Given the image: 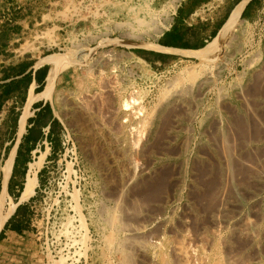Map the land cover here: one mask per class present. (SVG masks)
<instances>
[{"label": "rangeland", "instance_id": "1", "mask_svg": "<svg viewBox=\"0 0 264 264\" xmlns=\"http://www.w3.org/2000/svg\"><path fill=\"white\" fill-rule=\"evenodd\" d=\"M29 1L27 14L15 8L22 1L1 2L0 45L7 48L0 46V57L25 56L47 73L44 59L58 56L61 113L51 101L35 98L45 81L17 109L0 110V264H264V0H211V6L227 2L222 24L243 2L245 30L233 47L206 63L195 54L153 48L146 26L128 12L139 0ZM104 57L116 62L98 67ZM96 67L101 76L93 81ZM190 69L198 73L195 80L185 74ZM179 90L187 96L183 104L172 101ZM121 94H133L139 104L131 99L136 105L121 108ZM140 105L143 112L136 110ZM148 110L154 118L144 125ZM32 119L45 136L17 168ZM13 150L5 190L4 168ZM31 162L40 165L38 182L19 202ZM111 216L118 224L110 243L105 228ZM10 220L20 230L5 228Z\"/></svg>", "mask_w": 264, "mask_h": 264}, {"label": "bare ground", "instance_id": "2", "mask_svg": "<svg viewBox=\"0 0 264 264\" xmlns=\"http://www.w3.org/2000/svg\"><path fill=\"white\" fill-rule=\"evenodd\" d=\"M122 1H124V0H122ZM179 2H180V0H157V1H155V3L153 2V0H139L138 1V3H136V4H134L132 7H130V8H128V12H130L132 15H133V21L134 22H136L137 24H139V25H145L146 26V30H148L147 31V35H146V38L147 39H149V42H156L157 41V37L161 34V33H163L168 27H169V25H170V22H171V20H172V14L175 12V10H176V8H177V6H178V4H179ZM243 7H244V4H243V2H241V3H238V4H236L234 7H233V9L231 10V12H230V14L228 15V17H227V19L225 20V22L221 25V27L219 28V30H218V32H217V34L210 40V41H208V43L206 44V45H204L202 48H199V49H184V48H176V47H164V46H161L159 43H152V44H154L153 46V48H155V49H157V50H159V51H163V52H170V53H181V54H190V55H192V54H195V55H197L201 60H203V61H205V63H206V61H210V60H212L218 53H220V52H222V51H228L229 50V48L230 47H233L235 44H236V41H239V39H240V34L245 30H243V28H244V26H243V24H245L244 22H243V18H242V12H243ZM111 13V12H110ZM115 14V13H114ZM118 14V13H117ZM112 16V15H111ZM92 23V22H91ZM93 24V23H92ZM246 28V27H245ZM125 30H126V28H125ZM127 31V30H126ZM139 34V33H138ZM136 37L138 38V39H142L143 40V38H145V36L144 35H136ZM77 44V43H76ZM138 44H140V42L138 43ZM73 45V44H72ZM144 47H146V46H144ZM148 48V47H147ZM225 55H227V54H225ZM221 58V57H220ZM252 58V57H251ZM60 58L58 57V56H56V55H48V56H46V58L44 59V63H46V64H48L49 65V69H48V72L46 73V78H45V83H44V87H43V89L41 90V92L39 93V94H37V96L35 97L36 99H43V100H48V101H51V103H52V106H53V108H54V112L56 113V114H60L61 113V111H60V102H59V98H58V96H57V93H56V91H55V83H56V79H57V75H58V72H59V70H60V67L62 66L61 65V60H59ZM222 59V58H221ZM109 60H111V61H115L116 62V60H115V58L114 59H108V57L107 58H103L102 60H100L99 62H97V65H98V67H108L109 66ZM247 60V59H246ZM250 60V59H249ZM221 61V60H220ZM136 62L138 63V64H141L142 66H145V63H147L143 58H141V57H139V56H136ZM250 62H252V60H250ZM210 63V62H209ZM217 63H220V62H217ZM137 64V65H138ZM44 65V64H43ZM138 67V66H137ZM204 67V66H203ZM111 68V67H110ZM143 70V69H142ZM254 70V69H253ZM264 70V69H263ZM96 71H98V68L96 67V69H91V75H93V81L100 75L101 76V71H102V69L100 70V73H99V75L97 74V75H95V72ZM200 71V70H199ZM248 71V70H247ZM202 72V71H201ZM254 72H256V71H254ZM249 73V72H248ZM261 73V72H260ZM263 73H264V71H263ZM185 74H186V76H188V78H194V80H195V77L196 76H198V73H197V71H195V69H190V70H187L186 72H185ZM200 74V73H199ZM254 75V74H253ZM259 75V74H258ZM261 76H262V74H261ZM203 77V76H202ZM202 77H200V78H202ZM100 78H102V77H100ZM182 78V77H181ZM185 78V77H184ZM188 78H186V80L188 79ZM199 79V78H198ZM206 79V78H205ZM99 80V79H98ZM101 80V79H100ZM105 80V79H104ZM103 80V81H104ZM180 78L178 79V80H175L174 81V84H178L179 82H180ZM182 80H184V79H182ZM197 80V79H196ZM200 80V79H199ZM258 80V79H257ZM261 81V80H260ZM257 82V81H256ZM181 83V82H180ZM184 83V82H183ZM187 82H185V84H186ZM190 83V82H189ZM195 83V82H194ZM255 83V82H254ZM261 83V82H260ZM192 84V83H191ZM255 84H257V83H255ZM97 85H99L100 86V83L99 84H97ZM173 85V84H172ZM180 85V84H179ZM235 85V84H234ZM256 86V85H255ZM172 87V86H171ZM216 87H218V86H216ZM244 87V86H243ZM246 87V86H245ZM245 87H244V89H245ZM257 87V86H256ZM262 87H264V85H262ZM179 88H180V86H179ZM172 89V88H171ZM170 89V90H171ZM168 90V89H167ZM174 90V89H173ZM173 90H171V91H173ZM176 90V89H175ZM197 90V89H196ZM199 90V89H198ZM240 90V89H239ZM95 91V90H94ZM251 91V90H250ZM167 92V91H166ZM187 92V91H186ZM200 92V91H199ZM244 92H246V91H244ZM254 92V91H253ZM260 92V91H259ZM261 92H264V91H261ZM164 93V92H163ZM238 93V92H237ZM251 93V92H250ZM167 94V93H166ZM174 94V93H173ZM200 94H202V93H200ZM256 94V93H255ZM260 94V93H259ZM131 95H133V94H130V95H128V94H126V95H120L119 96V101H120V105H121V108L122 107H126V108H132L134 105H136L137 103L139 104V102L138 101H136L135 102V100H140L142 97H143V92H139L138 94H136L135 96L138 98H136V99H133L132 98V96ZM260 95H264V94H260ZM62 96V95H61ZM159 96V95H158ZM162 98V97H161ZM194 98H197V97H194ZM131 99H133V102H135L134 103V105L132 106V100ZM249 99V98H248ZM34 100V99H33ZM186 100H187V96H186V93H185V90L184 91H182V90H179L177 93H176V97L172 100L173 102H175L176 104L177 103H185L186 102ZM247 100V99H246ZM254 100V99H253ZM164 101V100H163ZM168 101V100H167ZM189 101V100H188ZM187 101V102H188ZM227 101V100H226ZM155 102V101H154ZM158 103V102H157ZM246 103V102H245ZM259 103V102H258ZM257 104V103H256ZM261 104V103H260ZM170 105V104H169ZM243 105V104H242ZM132 106V107H131ZM154 106V105H153ZM171 106V105H170ZM179 106H181V105H179ZM137 107V106H136ZM183 107H184V105H183ZM262 107V106H261ZM260 107V108H261ZM156 108V107H155ZM215 108V107H214ZM260 108H258V109H260ZM28 109V108H27ZM138 109V112H143L144 110V107L142 106V105H140L139 107H137L136 108V110ZM151 109H152V107H151ZM170 109H172V108H170ZM255 109V108H254ZM153 110V109H152ZM181 110H183V109H181ZM186 110V109H185ZM192 110H194V109H192ZM262 110H264L263 108H262ZM262 110H260V111H262ZM133 111V110H132ZM168 111V110H167ZM170 111V110H169ZM173 111V110H172ZM177 111V110H176ZM175 111V112H176ZM179 111V110H178ZM187 111V110H186ZM247 111V110H246ZM255 111V110H254ZM253 111V112H254ZM183 111H181V113H182ZM252 111L250 112V113H253ZM256 113L258 112L257 111V109H256V111H255ZM173 113H174V111H173ZM172 113V114H173ZM180 113V114H181ZM264 113V112H263ZM132 114V113H131ZM163 114V113H162ZM192 114H194V113H192ZM258 114V113H257ZM155 115V114H154ZM174 115V114H173ZM178 115H179V113H178ZM186 115V114H185ZM184 115V116H185ZM254 115H255V113H254ZM260 116H261V118H263L262 116V112H261V114H259ZM259 115H257L256 117L258 118V116ZM237 116H238V114H237ZM152 114L150 115V112H149V110H148V112H147V115H146V117H144V121L142 120V118H141V121H143L144 122V125H146L147 123H149L150 122V120L149 119H152V118H154V117H152ZM161 117V116H160ZM169 117V116H168ZM174 117H175V115H174ZM247 117H248V115H247ZM249 117H250V115H249ZM248 117V118H249ZM149 118V119H148ZM187 118V117H186ZM195 118V117H194ZM234 118H236V117H234ZM233 117H232V119H234ZM240 118V117H239ZM252 118H255V117H252ZM179 119V118H178ZM260 119V118H259ZM258 119V120H259ZM227 120V119H226ZM231 120V119H230ZM248 120V119H247ZM263 120V119H262ZM239 121V120H238ZM243 121V120H242ZM244 121L246 122V120L244 119ZM264 121V120H263ZM142 122V123H143ZM217 122V121H216ZM137 123H140V120H139V122H137ZM175 123V122H174ZM220 123V122H219ZM219 123H217V124H219ZM228 123H230V122H228ZM242 122H240V124H241ZM155 124V123H154ZM213 124H215V123H213ZM234 124V123H233ZM232 123H231V125H233ZM244 124V123H243ZM225 125H226V123H225ZM246 125V124H245ZM259 124L257 123V126H258ZM182 126H184V125H182ZM229 126V125H228ZM235 126H236V123H235ZM260 126V125H259ZM258 126V127H259ZM178 127V126H177ZM240 127H244V126H241L240 125ZM240 127H239V129H240ZM147 128H149V127H147ZM188 128V127H187ZM226 128V127H225ZM229 128V127H228ZM234 128V127H233ZM236 128H237V126H236ZM186 129V128H185ZM238 129V128H237ZM238 129V130H239ZM243 129V128H242ZM254 129H258L257 127L256 128H254ZM159 130V129H158ZM163 130V129H162ZM177 130V129H176ZM210 130V129H209ZM241 130V129H240ZM247 130V129H246ZM260 130V129H259ZM142 131V130H141ZM144 131V130H143ZM168 131V130H167ZM179 131V130H178ZM188 131V130H187ZM217 131V130H216ZM244 130H242V132H243ZM245 132V131H244ZM256 132V131H255ZM170 133V132H169ZM241 132L239 131V135L241 136V134H240ZM142 134V133H141ZM144 134V133H143ZM220 134V133H219ZM222 134H223V132H222ZM228 134V133H227ZM226 134V135H227ZM256 134H257V132H256ZM172 135V134H171ZM239 135H237V136H239ZM260 134H258V136H259ZM261 135H263L262 134V132H261ZM213 136V135H212ZM220 136V135H219ZM228 136V135H227ZM221 137V136H220ZM223 137V136H222ZM226 137V136H225ZM230 137V136H229ZM164 138V137H163ZM219 138V137H218ZM243 138H244V136H243ZM253 138V137H252ZM261 138V137H260ZM223 139V138H222ZM226 141H228L227 140V138H224ZM223 139V140H224ZM262 139H264V138H262ZM218 140V139H217ZM236 140V139H235ZM249 140V138L247 139V141ZM252 140V139H251ZM258 139L256 138V141H257ZM260 140V139H259ZM138 141V140H137ZM188 141V140H187ZM225 141V142H226ZM246 141V142H247ZM253 141V140H252ZM139 142V141H138ZM167 142V141H166ZM222 142V141H221ZM220 142V143H221ZM224 142V143H225ZM232 142H233V140H232ZM247 143H249V142H247ZM211 144V143H210ZM212 144H214V143H212ZM237 144V143H236ZM244 145L246 144V143H243ZM204 145V144H203ZM222 145H223V142H222ZM221 145V146H222ZM206 146V145H205ZM204 146V147H205ZM225 146V145H224ZM228 146V145H227ZM226 146V147H227ZM209 147V146H208ZM225 147V148H226ZM246 147H248V146H246ZM157 148V147H156ZM182 148V147H181ZM200 148V147H199ZM228 148V147H227ZM260 148H262V147H260ZM167 149V148H166ZM263 149V148H262ZM146 150V149H145ZM183 150V149H182ZM220 150H223V151H221L222 153L223 152H225V150H224V147L222 148V149H220ZM228 151H231L230 149H227ZM253 150H254V148H253ZM165 151V150H164ZM263 151V150H262ZM244 152V151H243ZM15 150H13L11 153H10V155H9V158H8V161H7V165H6V167L4 168V189L6 190V182H7V180H8V177H10L9 175H10V173H11V171H12V165H13V162H14V158H15ZM180 153V152H179ZM231 153H232V151H231ZM200 154V153H199ZM217 154H220V152H217ZM226 154H228L227 152H226ZM239 155V154H238ZM244 155V154H243ZM251 155V154H250ZM252 155H254V154H252ZM260 155V154H259ZM258 155V156H259ZM194 156H195V154H194ZM199 156V155H198ZM219 156V155H218ZM225 156V155H224ZM240 156H241V154H240ZM263 156H264V154H263ZM201 157V156H200ZM232 157V156H231ZM234 157V156H233ZM238 157V156H237ZM257 157V156H256ZM204 158V157H203ZM220 158V157H219ZM229 158V157H228ZM244 158V157H243ZM259 159H258V162L260 161V157H258ZM158 159V158H157ZM198 159H199V157H198ZM221 159V158H220ZM233 159V158H232ZM238 159H239V157H238ZM255 159V158H254ZM204 160V159H203ZM223 160H225V159H223ZM222 160V161H223ZM243 160V159H242ZM248 160H250V159H248ZM226 161V160H225ZM228 161H229V159H228ZM232 162H233V160H231ZM246 161V160H245ZM254 161V160H253ZM234 162H236V161H234ZM248 162V161H247ZM246 162V163H247ZM168 163V162H167ZM209 163V162H208ZM211 163V162H210ZM226 163H228V162H226ZM225 162H223V164H226ZM240 163V162H239ZM255 164H256V162H254ZM170 164V163H169ZM172 164V163H171ZM170 164V165H171ZM193 164V163H192ZM191 164V165H192ZM242 164V163H241ZM251 164H253V163H251ZM173 165V164H172ZM258 165V164H257ZM261 165V164H260ZM225 166H227V164L225 165ZM254 166V165H253ZM263 166V165H262ZM40 167V165L39 164H37V163H35V162H31V163H29V165H28V172H27V176H26V180H25V182H24V188H23V190H22V192H21V195H20V197H19V202H22V201H24V200H26V199H28L31 195H32V193H33V191H34V189H35V187H36V185H37V182H38V168ZM209 167V166H208ZM230 167H232V165L230 166ZM234 167V166H233ZM239 167V166H238ZM264 167V166H263ZM263 167H262V169H263ZM178 168V167H177ZM180 168V167H179ZM186 168H187V166H186ZM190 168L191 169H193L192 168V166H190ZM200 168V167H199ZM236 168V167H235ZM256 168L258 169V167H256L255 166V170H256ZM214 169V168H213ZM220 169H221V167H220ZM261 168H260V170L263 172V170H262ZM179 170V169H178ZM194 170V169H193ZM204 170H206V169H204ZM224 170H226V169H224ZM243 170V169H242ZM247 170V169H246ZM253 170V169H252ZM255 170L253 171V172H255ZM192 171V170H191ZM197 171V170H196ZM231 171H233V170H231ZM231 171H230V173H231ZM237 171H238V169H237ZM259 171V170H258ZM260 171V172H261ZM180 172V171H179ZM259 172V173H260ZM262 172H261V174H262ZM222 174V172H219V174ZM224 173V172H223ZM264 173V172H263ZM227 174H229L228 172H227ZM255 174H256V172H255ZM231 175V174H230ZM251 175V174H250ZM259 175V174H258ZM223 176V175H222ZM224 176H225V174H224ZM263 176V175H262ZM213 177V176H212ZM226 177V176H225ZM155 178V177H154ZM181 178L179 177V180H180ZM185 180V179H184ZM182 181H183V179H182ZM191 181V180H190ZM138 182V181H137ZM153 182V181H152ZM185 182H186V180H185ZM184 182V183H185ZM191 182H193V181H191ZM228 182V181H227ZM140 184V183H139ZM147 184V183H146ZM193 184V183H192ZM259 185V184H258ZM237 186H239V185H237ZM137 187V186H136ZM144 187V186H143ZM165 188V187H164ZM230 188V187H229ZM245 188V187H244ZM234 189V188H233ZM215 190V189H214ZM225 190V189H224ZM223 190V191H224ZM133 191V190H132ZM140 191V190H139ZM213 191V190H212ZM217 191V190H216ZM228 191V190H227ZM144 192V191H143ZM145 192H146V190H145ZM225 193V192H224ZM224 193H222V195L224 194ZM142 194V193H141ZM152 194V193H151ZM221 195V194H220ZM220 195H219V197H220ZM223 197V196H222ZM124 198V197H123ZM225 197H223V199H224ZM229 198V197H228ZM156 199V198H155ZM232 199V198H231ZM117 200V199H116ZM196 200V199H195ZM215 201V200H214ZM227 201V200H226ZM96 202V201H95ZM101 202V201H100ZM116 202V201H115ZM222 202V201H221ZM225 202V201H224ZM223 202V203H224ZM222 203V204H223ZM229 203V202H228ZM227 204V203H226ZM19 205V204H18ZM17 205V203L16 204H14V208H16V206H18ZM221 205V204H220ZM224 205V204H223ZM143 206V205H142ZM149 208V207H148ZM221 213V212H220ZM120 214V213H119ZM216 214V213H215ZM115 215V214H114ZM127 216V215H126ZM109 217V216H108ZM151 217V216H150ZM216 218V217H215ZM118 217L116 216H111L110 217V219H109V223H108V226L105 228L106 229V237L105 238H108V240L110 241V243L113 241V240H115V237H116V235H117V224H118ZM72 221V220H71ZM149 221H150V219H149ZM108 222V221H107ZM163 222V221H162ZM69 224V223H68ZM152 225V224H151ZM100 226V225H99ZM136 226V225H135ZM65 227V226H64ZM66 227H67V225H66ZM139 228H141V226L139 227ZM70 230V229H69ZM119 230V229H118ZM156 230V229H155ZM68 231V230H67ZM103 231V230H102ZM133 233H135V232H133ZM124 235V234H123ZM125 236V235H124ZM151 236V235H150ZM107 240V241H108ZM116 241V240H115ZM138 241V240H137ZM118 242V241H117ZM114 243V242H113ZM129 244V243H128ZM123 245V244H122ZM111 248V247H110ZM139 249V248H138ZM166 261V260H165Z\"/></svg>", "mask_w": 264, "mask_h": 264}, {"label": "crops", "instance_id": "3", "mask_svg": "<svg viewBox=\"0 0 264 264\" xmlns=\"http://www.w3.org/2000/svg\"><path fill=\"white\" fill-rule=\"evenodd\" d=\"M5 1L0 0V4ZM19 1L23 3L21 2L15 8L19 12L27 14L32 9L31 2L29 0ZM227 8V2L222 5L211 6V0H183L177 6L169 27L159 35L157 40L164 47L191 49L186 48V46H189V43L191 44L192 42H198V46H200L218 32L227 13ZM196 33L199 34V39L194 38ZM161 41L162 43H160ZM0 46L4 50L7 48L3 44ZM158 57L162 58V56ZM159 58L157 59L158 61H160ZM29 59L25 56L21 58L18 56L0 57L1 111L11 112L17 109L14 105L24 98L31 88L35 90L44 82L46 69L42 68V66L36 68L32 62H25ZM13 84L16 85L14 89L12 87ZM10 89L13 90L10 91ZM37 109L38 111H43L45 107L40 105ZM44 134V127L39 126L36 120L32 119L18 148L15 167H19L24 154L27 155L25 163L28 162L29 155L27 153L34 151L43 142Z\"/></svg>", "mask_w": 264, "mask_h": 264}, {"label": "trees", "instance_id": "4", "mask_svg": "<svg viewBox=\"0 0 264 264\" xmlns=\"http://www.w3.org/2000/svg\"><path fill=\"white\" fill-rule=\"evenodd\" d=\"M160 43H162V41H161ZM163 43H164V42H163ZM137 51H138V52H141V51H139V50H137ZM42 85H43V83H42ZM42 85H41V86H42ZM40 90H41V89H39V91H40ZM39 91H36V93H38ZM38 107H39V106H37L36 108H38ZM50 128L52 129L51 126H50ZM47 138H49L50 141H52V139L50 138V135H48ZM18 210H19V208H18ZM5 228H11V229H13V230H20L19 226H16V225H14V224L11 223V220L8 221V222L5 224ZM3 236H4V230H2L1 233H0V239H2Z\"/></svg>", "mask_w": 264, "mask_h": 264}, {"label": "water", "instance_id": "5", "mask_svg": "<svg viewBox=\"0 0 264 264\" xmlns=\"http://www.w3.org/2000/svg\"><path fill=\"white\" fill-rule=\"evenodd\" d=\"M46 78V77H45ZM44 81H45V79H44Z\"/></svg>", "mask_w": 264, "mask_h": 264}]
</instances>
